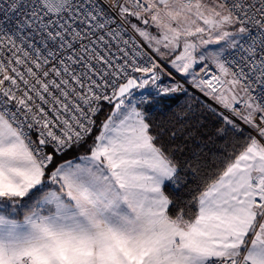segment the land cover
Listing matches in <instances>:
<instances>
[{
	"label": "snow or ice",
	"instance_id": "obj_1",
	"mask_svg": "<svg viewBox=\"0 0 264 264\" xmlns=\"http://www.w3.org/2000/svg\"><path fill=\"white\" fill-rule=\"evenodd\" d=\"M185 85L242 138L195 211L145 111ZM0 264H264V0H0Z\"/></svg>",
	"mask_w": 264,
	"mask_h": 264
},
{
	"label": "trees",
	"instance_id": "obj_2",
	"mask_svg": "<svg viewBox=\"0 0 264 264\" xmlns=\"http://www.w3.org/2000/svg\"><path fill=\"white\" fill-rule=\"evenodd\" d=\"M150 90H143L141 94L146 95ZM110 107L107 103L103 105L95 117L91 136L60 157L58 162L89 152L101 130V123L110 113ZM145 111L151 132L168 150L178 169L177 183L166 182V193L171 194L174 205L180 208L189 206L195 211L191 202L202 188L204 179L218 171L223 162L235 154L242 138L231 134L223 138L216 135V129L221 126L219 121L208 110V105L189 90L176 93L163 103L147 106ZM25 211L27 209H20L16 218H22Z\"/></svg>",
	"mask_w": 264,
	"mask_h": 264
},
{
	"label": "rangeland",
	"instance_id": "obj_3",
	"mask_svg": "<svg viewBox=\"0 0 264 264\" xmlns=\"http://www.w3.org/2000/svg\"><path fill=\"white\" fill-rule=\"evenodd\" d=\"M135 22V21H133ZM153 33L155 34V29H152ZM148 88L151 89V86H147L146 89H139L136 92H133L132 96L128 98V102L131 103V101L136 100L138 95L142 93L143 90H147ZM194 96L200 99H202L207 105L211 104L212 101H210L208 98H206L202 93H200L199 91L197 93H194ZM110 111H111V107H110ZM26 213V211L24 212V214ZM24 216V215H23ZM21 219V218H19Z\"/></svg>",
	"mask_w": 264,
	"mask_h": 264
},
{
	"label": "built area",
	"instance_id": "obj_4",
	"mask_svg": "<svg viewBox=\"0 0 264 264\" xmlns=\"http://www.w3.org/2000/svg\"><path fill=\"white\" fill-rule=\"evenodd\" d=\"M5 27H8V25L6 24ZM144 51H145L146 53H149V50L147 49V47H145ZM149 54H150V53H149ZM177 78H178V77H177ZM185 88H186L187 90L193 92V93H197V92H198L197 90H195V89L189 87L188 85H185ZM178 93H183V92H178ZM248 131H250V130L247 129V128H245V133H247ZM33 138H35L34 135H33Z\"/></svg>",
	"mask_w": 264,
	"mask_h": 264
},
{
	"label": "crops",
	"instance_id": "obj_5",
	"mask_svg": "<svg viewBox=\"0 0 264 264\" xmlns=\"http://www.w3.org/2000/svg\"><path fill=\"white\" fill-rule=\"evenodd\" d=\"M101 131V130H100ZM99 134V133H98ZM86 154H90V152H87V153H85V154H82V155H86ZM82 155H79V156H76V157H73V158H68V159H65V160H76L78 157H80V156H82ZM64 161V160H63ZM60 162H62V161H60ZM14 218H16V216L14 217ZM16 219H18V218H16ZM23 219V217L21 218V219H18V220H22Z\"/></svg>",
	"mask_w": 264,
	"mask_h": 264
},
{
	"label": "water",
	"instance_id": "obj_6",
	"mask_svg": "<svg viewBox=\"0 0 264 264\" xmlns=\"http://www.w3.org/2000/svg\"><path fill=\"white\" fill-rule=\"evenodd\" d=\"M135 91V90H134Z\"/></svg>",
	"mask_w": 264,
	"mask_h": 264
}]
</instances>
